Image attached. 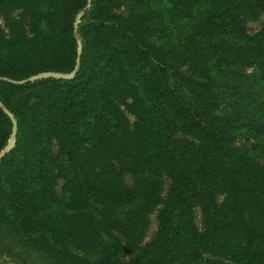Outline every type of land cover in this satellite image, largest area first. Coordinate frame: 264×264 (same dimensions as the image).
Wrapping results in <instances>:
<instances>
[{"label":"trees","instance_id":"obj_1","mask_svg":"<svg viewBox=\"0 0 264 264\" xmlns=\"http://www.w3.org/2000/svg\"><path fill=\"white\" fill-rule=\"evenodd\" d=\"M263 15L264 0H0V152L2 107L17 122L0 255L264 264V100L249 92L264 91V23L243 26ZM46 72L75 75L30 80ZM220 84L255 124L218 114ZM248 134L259 141L237 148Z\"/></svg>","mask_w":264,"mask_h":264},{"label":"rangeland","instance_id":"obj_2","mask_svg":"<svg viewBox=\"0 0 264 264\" xmlns=\"http://www.w3.org/2000/svg\"><path fill=\"white\" fill-rule=\"evenodd\" d=\"M117 13L126 15V7H121L119 9L116 10ZM2 19H0V25H2ZM264 23V15L261 16L260 18H258L257 20L254 21H250V22H243V26L245 28V30L249 33V34H254L257 31H259L262 27ZM190 32L187 33V36L189 35ZM186 36V35H185ZM183 71L187 72V67H183ZM246 74H250L251 73V69H247L245 71ZM257 91L260 94V99L264 100V91H262L259 88H252L249 89V92L251 95H253L254 91ZM218 103H219V112L218 114L221 115H230L235 117V119L242 125L247 126V125H252L255 124L254 119L251 115H244L240 112H238L237 110H233L231 109L227 102H228V98L231 97L232 95L227 92L225 85L220 84L218 86H216L215 90H214ZM255 96V95H253ZM256 97V96H255ZM259 140L253 135V134H248L247 137L245 136H236V147L239 149H243V148H248L251 147L253 143H257ZM261 164H264V156L259 158L258 160ZM125 180L128 184H130V176L129 175H125ZM168 183L165 182L164 184V190H166ZM166 191H164L163 193H165ZM155 212H153L150 215V228L148 230L147 233V238L146 241H149L153 238L155 232H156V228H157V223H156V218H155ZM196 220L197 223L199 225V227L201 226V216L200 213L198 211V209L196 210ZM3 244L5 247L9 244L6 240H2ZM28 255V254H27ZM1 258H0V264H32L31 262L25 260L24 257L21 258H16L14 255H9L7 252H4V254L1 253Z\"/></svg>","mask_w":264,"mask_h":264},{"label":"water","instance_id":"obj_3","mask_svg":"<svg viewBox=\"0 0 264 264\" xmlns=\"http://www.w3.org/2000/svg\"><path fill=\"white\" fill-rule=\"evenodd\" d=\"M82 15H83V13H80L77 16L76 21H75V28L80 23ZM81 50H82V47H81L80 43H78V52L80 53ZM74 75H75V72H73L71 74H59V73L46 72V73H42V74L33 76L30 78V80H39V79H48V78L68 80V79L73 78ZM2 111L9 118V120L11 122V133H10L8 143L6 144L5 148L0 152V159H1V157L4 156L5 153L9 152L15 146V143H16L15 138H16V132H17V122H16L14 116L4 107H2Z\"/></svg>","mask_w":264,"mask_h":264}]
</instances>
